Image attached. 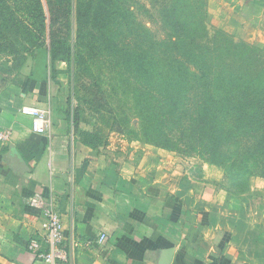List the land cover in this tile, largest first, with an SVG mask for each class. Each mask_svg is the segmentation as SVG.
<instances>
[{
    "label": "crops",
    "instance_id": "0c3cea01",
    "mask_svg": "<svg viewBox=\"0 0 264 264\" xmlns=\"http://www.w3.org/2000/svg\"><path fill=\"white\" fill-rule=\"evenodd\" d=\"M208 2L216 28L264 43V0ZM33 72L34 62L24 75ZM40 88L0 91L1 264H47L29 249L45 233V214L29 203L37 194L62 216L66 264H264V234L224 208L223 167L193 158L199 180L159 183L113 144L82 143ZM25 105L50 110V133L33 130Z\"/></svg>",
    "mask_w": 264,
    "mask_h": 264
},
{
    "label": "trees",
    "instance_id": "16d2710c",
    "mask_svg": "<svg viewBox=\"0 0 264 264\" xmlns=\"http://www.w3.org/2000/svg\"><path fill=\"white\" fill-rule=\"evenodd\" d=\"M158 1L166 2L167 14L177 10L168 8L169 0ZM134 14L121 0H0V38L12 34L30 42L24 53L34 58L33 74L20 76L15 86L32 92L39 85L47 93L54 62L68 50L97 120L82 128L75 108L72 128L86 146H108L110 131L122 128L121 115L100 103L106 98L98 80L106 75L129 92L146 142L193 153L223 167L231 180L240 173L264 178V66L241 72L217 62L212 49L156 41ZM89 75L92 85L85 81Z\"/></svg>",
    "mask_w": 264,
    "mask_h": 264
},
{
    "label": "rangeland",
    "instance_id": "374dc122",
    "mask_svg": "<svg viewBox=\"0 0 264 264\" xmlns=\"http://www.w3.org/2000/svg\"><path fill=\"white\" fill-rule=\"evenodd\" d=\"M121 2L129 4L135 13L137 23L147 27L156 41L171 38L174 42L187 44L197 51L204 48L212 49L215 51L214 58L217 62L224 61L241 72L258 71L264 66V63L260 62L264 59V43L246 40L243 38L246 37L244 31L238 35L221 27L216 28L208 18V0H169L168 8L177 7V10L170 11L169 14L166 13L168 9L164 8L166 2L158 0ZM10 41L11 44H8ZM26 45L31 44L26 40L23 42L17 40L12 34H8L6 41L5 37L0 38V80L5 81L0 91L15 88V80L33 67V56L28 52L24 53ZM54 63L56 70L52 74L49 87L55 110L64 114L71 122L75 108L80 107L82 128L94 126L97 120L84 103L87 92L74 77L75 67L69 51H63ZM101 79L98 80L103 91L101 93L106 98L100 102L101 105L112 107L123 118L121 131L116 129L110 131V144L116 149L124 150L128 158L139 162L142 168H155L158 171L159 183L162 180L167 182L165 179L168 176L171 177L168 178L169 182L181 183V177L186 173L187 176H191L189 182L194 183L193 179L199 180L201 174L193 158L200 157L193 156L195 155L193 153L189 155L162 149L146 142L140 134L139 118L131 108L133 104L126 95L129 93L126 92V87H120L116 78L109 79L108 76L102 75ZM85 81L89 85L93 83L90 75L85 77ZM227 167L233 168L230 163H227ZM240 174L235 176L239 180H231L226 174V183L220 184L225 195L224 208L227 213L236 215L240 223L245 224L244 230L249 224L256 234L258 231L264 234V178Z\"/></svg>",
    "mask_w": 264,
    "mask_h": 264
},
{
    "label": "built area",
    "instance_id": "2783aa9c",
    "mask_svg": "<svg viewBox=\"0 0 264 264\" xmlns=\"http://www.w3.org/2000/svg\"><path fill=\"white\" fill-rule=\"evenodd\" d=\"M22 112L32 118V128L36 133H50L52 130V117L49 109H40L25 105ZM32 206L40 208L45 214V233L43 239H33L29 249L47 264H66L68 253L64 247V223L61 214L57 211L52 199L43 198L37 194L29 201ZM46 249L42 251V246Z\"/></svg>",
    "mask_w": 264,
    "mask_h": 264
}]
</instances>
